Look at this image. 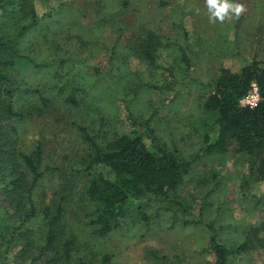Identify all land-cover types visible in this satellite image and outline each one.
<instances>
[{
    "label": "rangeland",
    "instance_id": "obj_1",
    "mask_svg": "<svg viewBox=\"0 0 264 264\" xmlns=\"http://www.w3.org/2000/svg\"><path fill=\"white\" fill-rule=\"evenodd\" d=\"M233 2L246 11L212 23L205 0L0 1V69L49 99L47 106L37 96L20 99L19 108L32 112L18 121L17 147L32 153L41 146L42 168L50 171L33 196L39 213L64 200L61 240L74 242L69 264H100L104 255L111 264H215L209 224L223 244H249L230 264H264V180L251 177L245 154H200L170 193L186 211L145 195L132 201L148 222L129 216L106 236L93 234L89 224L86 190L107 170L85 169L92 150L80 128L106 144L131 133L132 121L148 122L167 149L184 158L197 154L213 120L203 103L221 69L238 72L253 59L264 61V0ZM148 33L186 46L189 73L182 71L177 46L158 50V67L140 60L134 49ZM175 214L205 224L174 223ZM26 227L38 237L19 255L12 251L7 264L38 256L46 222L39 218Z\"/></svg>",
    "mask_w": 264,
    "mask_h": 264
},
{
    "label": "trees",
    "instance_id": "obj_2",
    "mask_svg": "<svg viewBox=\"0 0 264 264\" xmlns=\"http://www.w3.org/2000/svg\"><path fill=\"white\" fill-rule=\"evenodd\" d=\"M183 35L187 42L189 34L185 28ZM139 43L134 49L138 58L153 67L159 66L156 57L159 49L177 46L182 71L189 73L191 61L183 44L154 33H148ZM21 82L0 69V197L5 202V206L0 207V264H7L12 251L17 250L16 255L24 252V246L34 235L38 237L26 225L39 218L46 222V231L38 256L28 264L36 261L69 264L74 242L72 239L61 240L66 212L64 200L39 213L33 196L40 180L50 171L48 167L42 168L41 146L37 145L32 153L20 151L17 147L18 121L26 120L32 112L19 108L20 99L37 96L45 106L49 99L39 88ZM253 84L258 86L260 101L255 108L242 106L241 100L250 93ZM68 100L76 104L72 97ZM203 108L213 119L209 124L211 133L208 131L205 135V147L190 158L167 149L148 122L140 125L132 121L135 129L131 133L106 144H102L98 136L80 128L92 150L85 169L107 170V173L94 175L86 190L91 203L89 224L93 234L106 236L129 216L138 215L148 222L143 207L132 201L145 195L168 201L172 207L186 211V204L178 199L172 200L170 193L184 181L203 152L245 154L251 160V177L264 180V61L253 59L238 72L222 68L211 83V92L205 98ZM185 217V214L182 218L175 214L174 223L180 220L183 225L205 224L202 219ZM207 227L215 264H230V257L241 256L249 250L247 242L232 247L223 244L218 238L219 229L211 224ZM22 242L26 244H19ZM111 260L110 255H104L100 264H111ZM80 264L86 263L82 259Z\"/></svg>",
    "mask_w": 264,
    "mask_h": 264
},
{
    "label": "clouds",
    "instance_id": "obj_3",
    "mask_svg": "<svg viewBox=\"0 0 264 264\" xmlns=\"http://www.w3.org/2000/svg\"><path fill=\"white\" fill-rule=\"evenodd\" d=\"M205 3L210 14V22L212 23L217 20L223 22L230 13L239 17L246 11L243 4L233 2V0H205Z\"/></svg>",
    "mask_w": 264,
    "mask_h": 264
},
{
    "label": "built area",
    "instance_id": "obj_4",
    "mask_svg": "<svg viewBox=\"0 0 264 264\" xmlns=\"http://www.w3.org/2000/svg\"><path fill=\"white\" fill-rule=\"evenodd\" d=\"M260 101L259 89L256 84H253L250 93L241 100V105L255 108Z\"/></svg>",
    "mask_w": 264,
    "mask_h": 264
}]
</instances>
